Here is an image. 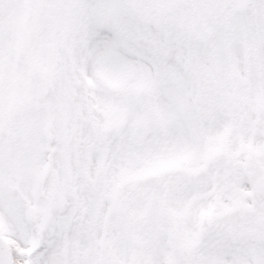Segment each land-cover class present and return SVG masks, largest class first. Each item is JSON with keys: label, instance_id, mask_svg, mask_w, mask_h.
<instances>
[{"label": "snow or ice", "instance_id": "snow-or-ice-1", "mask_svg": "<svg viewBox=\"0 0 264 264\" xmlns=\"http://www.w3.org/2000/svg\"><path fill=\"white\" fill-rule=\"evenodd\" d=\"M0 264H264V0H0Z\"/></svg>", "mask_w": 264, "mask_h": 264}]
</instances>
